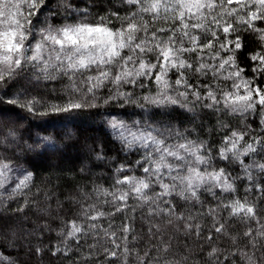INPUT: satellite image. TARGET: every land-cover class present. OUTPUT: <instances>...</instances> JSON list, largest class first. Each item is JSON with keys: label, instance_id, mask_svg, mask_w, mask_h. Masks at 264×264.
<instances>
[{"label": "snow or ice", "instance_id": "6c2138e0", "mask_svg": "<svg viewBox=\"0 0 264 264\" xmlns=\"http://www.w3.org/2000/svg\"><path fill=\"white\" fill-rule=\"evenodd\" d=\"M49 84L59 102L38 98ZM0 105V245L61 264H264V0H0ZM111 106L143 110L106 120L125 154L111 183L68 197L70 217L47 192L41 206L22 165L53 137L25 151L12 109Z\"/></svg>", "mask_w": 264, "mask_h": 264}, {"label": "trees", "instance_id": "16d2710c", "mask_svg": "<svg viewBox=\"0 0 264 264\" xmlns=\"http://www.w3.org/2000/svg\"><path fill=\"white\" fill-rule=\"evenodd\" d=\"M46 2L51 7L58 0H46ZM52 86L49 84L47 88H42L38 98L42 97L43 100L48 102H59L60 86L59 84L55 85L57 88L55 94L50 91ZM0 108L7 111L12 106L0 105ZM12 110L23 119L19 123L4 125V127H16L21 133L24 132L25 128L30 127L32 130V139H29L25 134L24 139L20 142L25 151H27L26 145H32L33 140L39 144L40 138L44 136L53 137L52 144H44L39 147L34 145L33 151H27L29 162L22 166L35 173V184L32 192L35 193L36 188H40L39 200L41 206H44V194L47 192L52 197L49 203H51L53 209L56 208L57 198L64 202V211L61 212V215H65V212H67L68 217L72 215L75 208H78V205L70 206L67 203V198L72 196L83 200L84 196L78 189L82 188L84 193H90L93 182L107 187L111 183L110 177L112 169L115 167L110 161L112 158L117 161L125 159V154L120 151L119 141L106 130L104 122H98L100 117L105 116V121L106 118L109 119L110 116H115L118 119L130 122L140 120L143 115V110L134 106L125 108L111 106L99 110L90 109L80 113L74 112L58 116L31 115L19 108H13ZM181 111L180 109L176 110L175 115L178 119L182 118ZM226 119L228 118L226 117ZM204 122L214 124L215 119L210 115H205ZM237 122V119L230 120L232 124ZM101 151L108 158L107 160L97 159V153ZM135 158V153L127 156L129 160ZM23 159L24 156L21 154V160L23 161ZM70 208L72 210L68 211ZM29 215L32 216L31 213ZM33 223L43 224L44 220L37 221L36 217L32 216L28 224ZM53 227L55 228L56 225H53ZM28 240L33 245L41 244L42 240L41 247L46 248L49 244H56L59 237L56 235V231H52L44 232L42 237L38 233L36 236L28 237ZM17 243L19 244L21 241H17ZM0 252H3L6 256H19L22 261H27V264H61V261L52 257L47 250L37 255L34 252L29 254L24 247L17 251L15 248L0 245Z\"/></svg>", "mask_w": 264, "mask_h": 264}, {"label": "rangeland", "instance_id": "374dc122", "mask_svg": "<svg viewBox=\"0 0 264 264\" xmlns=\"http://www.w3.org/2000/svg\"><path fill=\"white\" fill-rule=\"evenodd\" d=\"M104 118H105V116H101L98 122H100V121L104 122V126H105L106 130H108L110 134H112V135L115 136V134L113 133L112 129L109 128V127L107 126V124H106V120H107V118L105 119V121H104ZM129 123H131V121H130Z\"/></svg>", "mask_w": 264, "mask_h": 264}]
</instances>
